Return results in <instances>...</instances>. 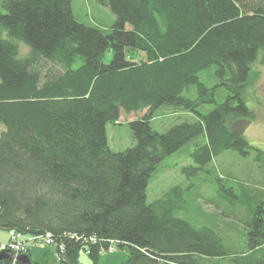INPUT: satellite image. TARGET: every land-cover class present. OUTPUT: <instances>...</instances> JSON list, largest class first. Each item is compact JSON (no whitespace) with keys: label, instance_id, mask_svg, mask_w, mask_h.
<instances>
[{"label":"trees","instance_id":"16d2710c","mask_svg":"<svg viewBox=\"0 0 264 264\" xmlns=\"http://www.w3.org/2000/svg\"><path fill=\"white\" fill-rule=\"evenodd\" d=\"M96 2L113 14L110 29L78 22L72 0H2L0 230L50 235L60 264H83L81 251L101 264L114 247L127 251L122 264H264V153L244 135L256 117L245 88L259 54L264 63V0ZM163 107L195 119L159 133L150 122ZM143 111L128 123L131 147L113 152L107 124ZM199 137L182 172L203 176L196 199L215 216L189 215L190 187L147 203L162 161ZM226 151L256 153L260 186L236 190L207 171ZM231 216L241 230L223 221Z\"/></svg>","mask_w":264,"mask_h":264},{"label":"rangeland","instance_id":"374dc122","mask_svg":"<svg viewBox=\"0 0 264 264\" xmlns=\"http://www.w3.org/2000/svg\"><path fill=\"white\" fill-rule=\"evenodd\" d=\"M1 3L2 0H0V14L4 12ZM72 11L78 22L86 25H99L100 28L105 30L110 29L115 20L109 9L105 6L99 5L96 0H72ZM126 29H130V26L126 25ZM20 46H22V53L25 54L28 49L23 44H20ZM111 58V51H107L103 57V62L109 63ZM261 58L262 55L259 54L257 60L251 68V72L247 80V86L245 88L247 106L254 112L256 117L253 122L246 126L244 135L249 144L264 153V63L260 62ZM79 61L77 60L76 65H79ZM206 77L207 76L205 74H202L200 76L201 81L208 86H211L213 82L209 81V79L207 80ZM145 113L146 111L132 112L129 114L121 112L119 121L116 124H107V142L109 148L113 152H121L131 147L132 139L128 123L141 118ZM194 119L193 115L185 111L163 107L153 113L150 123L154 130L159 133H165L169 128L178 123L185 120L193 121ZM3 130L4 127L1 125L0 133ZM202 139L203 137H199L192 144L183 147L181 150L171 154L162 161L147 186V203L156 201L163 193L167 192L174 186L179 185L183 188L190 187V189L185 190L184 192L189 215L193 217L199 216V218H206L210 214L213 215V217L215 216L213 206L203 203V199H196L195 192H197L198 184L204 180L203 176L197 178L187 176L182 172L183 168L192 165L189 154L193 150L195 143H200ZM255 156V152H252L247 158H244L236 152L226 151L212 161V163L207 167V171L220 177L224 181L225 185H232L236 190L238 183L249 185L251 188L258 187L261 182L257 179L259 176L257 172L259 170L260 161H257ZM192 184L193 187L190 186ZM203 187H206L205 184H203L202 188ZM209 190L210 188L208 189L206 187L203 191L206 195H208V197H214V189L212 188V191ZM237 194L239 193L237 192ZM222 195L226 197L225 194ZM231 201L234 202L235 200L231 199ZM234 203H236V201ZM251 204L253 205L254 203ZM220 220L222 221V219ZM223 221L230 222L229 225L233 227V231L241 230L243 227L242 224L238 223L236 219L232 218V216L227 218V220L223 219ZM0 240V242L3 243L8 241L7 233L5 231L0 230ZM242 243L243 240L241 241L237 236H234V241L231 245L239 249L242 247ZM30 255L33 261L47 262L48 264H60L52 247H32ZM79 259L83 264H92L84 251L80 252ZM126 259L127 251L120 250L116 247L113 248L112 252H104L100 255L101 264H122ZM207 264L229 263L224 259H211Z\"/></svg>","mask_w":264,"mask_h":264},{"label":"built area","instance_id":"2783aa9c","mask_svg":"<svg viewBox=\"0 0 264 264\" xmlns=\"http://www.w3.org/2000/svg\"><path fill=\"white\" fill-rule=\"evenodd\" d=\"M7 234L8 241L6 243L0 242V252H6L15 257L25 254L26 250L32 246L40 248L54 247V242L48 234L44 236H30L22 235L13 230L8 231ZM112 251L113 249L111 248L108 252Z\"/></svg>","mask_w":264,"mask_h":264},{"label":"water","instance_id":"95a60500","mask_svg":"<svg viewBox=\"0 0 264 264\" xmlns=\"http://www.w3.org/2000/svg\"><path fill=\"white\" fill-rule=\"evenodd\" d=\"M10 258L12 260H16L20 262L21 264H33V262L30 260L29 256L27 254H22L18 256H12L6 252H0V260Z\"/></svg>","mask_w":264,"mask_h":264},{"label":"crops","instance_id":"0c3cea01","mask_svg":"<svg viewBox=\"0 0 264 264\" xmlns=\"http://www.w3.org/2000/svg\"><path fill=\"white\" fill-rule=\"evenodd\" d=\"M1 241V240H0ZM47 263V262H46ZM48 264V263H47Z\"/></svg>","mask_w":264,"mask_h":264}]
</instances>
